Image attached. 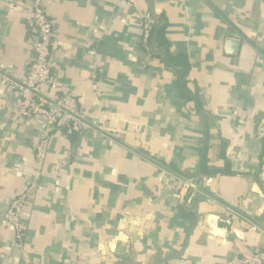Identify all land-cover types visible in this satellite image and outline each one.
Returning <instances> with one entry per match:
<instances>
[{
    "label": "crops",
    "instance_id": "obj_1",
    "mask_svg": "<svg viewBox=\"0 0 264 264\" xmlns=\"http://www.w3.org/2000/svg\"><path fill=\"white\" fill-rule=\"evenodd\" d=\"M135 1L45 4L61 92L115 135L109 147L94 130L72 142L56 128L44 140V119L15 116L18 96L2 73L24 78L36 34L31 0H0V264H240L264 255V0ZM147 12L166 25L172 51L190 56L197 101L185 104L175 71L143 54ZM205 146L209 166L229 162L231 176L197 175ZM25 190L18 245L4 214ZM179 210L193 217L186 229L171 226Z\"/></svg>",
    "mask_w": 264,
    "mask_h": 264
},
{
    "label": "built area",
    "instance_id": "obj_2",
    "mask_svg": "<svg viewBox=\"0 0 264 264\" xmlns=\"http://www.w3.org/2000/svg\"><path fill=\"white\" fill-rule=\"evenodd\" d=\"M47 0H31L30 14L36 39L33 45V58L28 65L23 79L16 80L3 75L8 88L18 96L14 109L15 116L23 119L42 118L46 123L43 139L49 133L62 126L67 134L94 130L103 138L109 147L116 145L115 135L90 114L80 107L73 93L61 92V82L52 66V46L54 26L47 11ZM135 4V0H123ZM140 37L142 47L149 50L150 38L155 24L152 14L147 12L140 16ZM47 90V91H45ZM27 192L18 194L9 204L4 220L10 228L12 239L18 245L24 237L23 210ZM240 264H264V256L244 255Z\"/></svg>",
    "mask_w": 264,
    "mask_h": 264
},
{
    "label": "trees",
    "instance_id": "obj_3",
    "mask_svg": "<svg viewBox=\"0 0 264 264\" xmlns=\"http://www.w3.org/2000/svg\"><path fill=\"white\" fill-rule=\"evenodd\" d=\"M150 47L151 48L149 50L143 47L141 48L144 55H148L152 58L159 59L166 68H169L175 71V75H176L175 87L179 93L180 99L183 100L185 104L186 103L188 104L189 102L197 101L198 99L197 92L194 93L193 91L190 90V87H189L190 85L189 76H190L192 69L194 68L193 67L194 65L192 64L190 56L187 53H174L172 51L171 43L168 41L167 36H166V25H164V23L160 24V26H157L156 23L154 24L151 38H150ZM2 74L4 75V72ZM263 88H264V85H263ZM58 130H61L63 133H65L68 139L72 142H74V140L77 138L79 134V132L77 131H74L71 134H67L62 124L61 126H58ZM207 153H208V149H207V146H205L204 149L200 153V162L198 165L197 175H200L202 179H208V178L216 177V176H231L233 174V170L231 169V164L229 162H226L225 166L221 169L211 168L208 164ZM170 168L173 169L174 171L179 172V168L176 164H172ZM163 196H165L164 199L167 204V207L168 206L171 207L172 201H173L172 200L173 193L171 194L169 192H164ZM192 218L193 217L191 214H187V213H184L182 210H179L178 212H176L175 216H173L171 226L186 229L188 224H190L189 222H191ZM23 224H24V221H23ZM11 236H12V233H11ZM242 257L240 258V261Z\"/></svg>",
    "mask_w": 264,
    "mask_h": 264
},
{
    "label": "water",
    "instance_id": "obj_4",
    "mask_svg": "<svg viewBox=\"0 0 264 264\" xmlns=\"http://www.w3.org/2000/svg\"><path fill=\"white\" fill-rule=\"evenodd\" d=\"M228 45H229V46H235V47H236V46H237V43L234 42V41H230Z\"/></svg>",
    "mask_w": 264,
    "mask_h": 264
}]
</instances>
